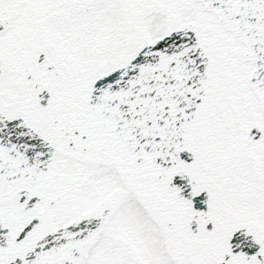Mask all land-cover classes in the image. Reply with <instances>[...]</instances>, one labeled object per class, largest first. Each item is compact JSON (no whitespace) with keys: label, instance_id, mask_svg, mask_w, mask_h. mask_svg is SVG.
Instances as JSON below:
<instances>
[{"label":"snow or ice","instance_id":"6c2138e0","mask_svg":"<svg viewBox=\"0 0 264 264\" xmlns=\"http://www.w3.org/2000/svg\"><path fill=\"white\" fill-rule=\"evenodd\" d=\"M0 264H264V0H0Z\"/></svg>","mask_w":264,"mask_h":264}]
</instances>
